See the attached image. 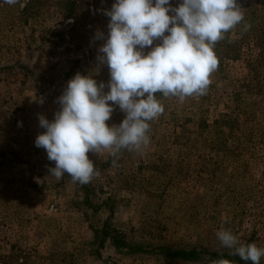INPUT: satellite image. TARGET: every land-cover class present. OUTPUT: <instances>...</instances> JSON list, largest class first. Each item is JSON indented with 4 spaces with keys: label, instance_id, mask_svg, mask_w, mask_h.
I'll use <instances>...</instances> for the list:
<instances>
[{
    "label": "rangeland",
    "instance_id": "374dc122",
    "mask_svg": "<svg viewBox=\"0 0 264 264\" xmlns=\"http://www.w3.org/2000/svg\"><path fill=\"white\" fill-rule=\"evenodd\" d=\"M258 1L0 0V264H264Z\"/></svg>",
    "mask_w": 264,
    "mask_h": 264
},
{
    "label": "trees",
    "instance_id": "16d2710c",
    "mask_svg": "<svg viewBox=\"0 0 264 264\" xmlns=\"http://www.w3.org/2000/svg\"><path fill=\"white\" fill-rule=\"evenodd\" d=\"M259 5L261 7L262 10V15H261V20H262V43L264 45V0H259ZM240 23H244V25L246 24V22L242 19V21H240ZM249 25H251V23H248ZM209 26L212 28V30L214 32L217 33H222V38H220L218 41H216L218 43V45L227 48V43L229 41V35H228V28L230 26V20H224L221 22H212L209 23ZM219 54H221L223 57L224 56H228L226 52L221 51ZM234 60H237V58L232 57ZM120 239L119 237H114L113 240L111 241L113 243V245L118 246L117 244H120ZM181 256L183 257H188L190 256L189 253L187 252H183L180 253ZM212 259L218 258L220 260H222L223 262H228L230 264H253V262L251 261V259L249 258V256L247 255V252L242 249L241 253L235 255L233 253H227V252H216V253H212L211 254ZM192 258H195V256H192ZM212 261V260H211Z\"/></svg>",
    "mask_w": 264,
    "mask_h": 264
}]
</instances>
